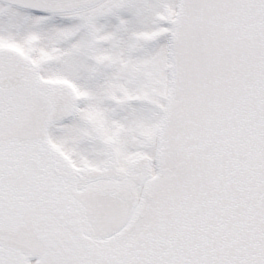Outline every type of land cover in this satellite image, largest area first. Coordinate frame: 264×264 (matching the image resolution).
I'll return each instance as SVG.
<instances>
[{
  "label": "snow or ice",
  "instance_id": "6c2138e0",
  "mask_svg": "<svg viewBox=\"0 0 264 264\" xmlns=\"http://www.w3.org/2000/svg\"><path fill=\"white\" fill-rule=\"evenodd\" d=\"M0 264H264V0H0Z\"/></svg>",
  "mask_w": 264,
  "mask_h": 264
}]
</instances>
